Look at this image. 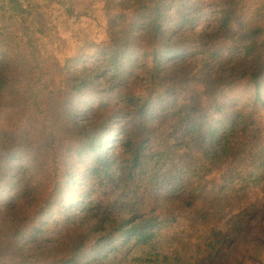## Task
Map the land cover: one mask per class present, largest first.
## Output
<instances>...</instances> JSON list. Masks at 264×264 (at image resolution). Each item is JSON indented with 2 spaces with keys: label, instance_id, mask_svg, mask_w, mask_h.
I'll use <instances>...</instances> for the list:
<instances>
[{
  "label": "trees",
  "instance_id": "trees-1",
  "mask_svg": "<svg viewBox=\"0 0 264 264\" xmlns=\"http://www.w3.org/2000/svg\"><path fill=\"white\" fill-rule=\"evenodd\" d=\"M7 7L0 264H264V0H127L87 53Z\"/></svg>",
  "mask_w": 264,
  "mask_h": 264
},
{
  "label": "rangeland",
  "instance_id": "rangeland-1",
  "mask_svg": "<svg viewBox=\"0 0 264 264\" xmlns=\"http://www.w3.org/2000/svg\"><path fill=\"white\" fill-rule=\"evenodd\" d=\"M24 7L27 9L26 12L32 11L30 15H27L26 13L24 16H26L28 20V24L33 28H37V11L44 13L46 17L52 16L54 18V23L56 25V32L55 36L60 38L61 40L69 39V45L67 46L64 44V42L59 43L60 48H64L65 52L71 53L73 51H77L81 49L85 53L89 52V50H92L93 48L90 47L89 44H85L84 41L86 39H90L88 36H92V38H98V37H105V27H107L110 23V16L114 18V15L118 14L117 12L120 10V4H124L127 0H91L92 4H95L94 10H97L94 12V16L91 18L84 17L85 21L90 20L91 22L86 23L85 21L83 23H72V20H76L75 17L68 18V15L66 11H63L65 8V5L62 3L65 0H20ZM8 0L5 1V4H3V1L0 0V30H3L2 28L6 27V31L15 33L21 32V24L20 19L18 17L16 18H9L10 15V9L7 7ZM206 7V13L211 10L210 4H207L208 1L205 2ZM34 4L40 5L38 9L34 6ZM82 5H78L77 8L81 7ZM72 7L75 8V4H72ZM98 8V9H96ZM112 18V19H113ZM67 20H70L71 28L74 31V34L70 29L67 28ZM115 20V19H114ZM218 26V20L214 19V16L210 13H208L204 19H201L196 23L194 27H191L190 30L194 29L197 32L201 31H211L213 28ZM5 30V29H4ZM190 33V32H188ZM191 34V33H190ZM78 40V41H76ZM39 46L40 50L43 56H47L49 52L52 49V45L50 42H48V39L45 37H40L39 39ZM62 82L58 81L57 83L53 84L51 87L54 90H59L62 87ZM239 96V91L237 89L232 90V96L231 99H236ZM62 99H64V96H61ZM239 98V97H238ZM99 99V98H98ZM97 99V100H98ZM91 101V100H88ZM61 107V104H59L58 108ZM86 106L84 105L81 109V112H84L86 110ZM86 114V111L85 113ZM110 143H113L111 141ZM109 154L111 153V149L108 148ZM238 158L234 160H227L223 164H226L227 162L236 163ZM221 168V166H220ZM221 173L220 169H216L213 174L209 175L208 181H215V177L218 178V175ZM209 193L212 192V190L208 191ZM218 199V198H217ZM221 201H224L222 198ZM264 227V225H263ZM244 248L242 247V250L238 256L240 258L243 256ZM246 258H248L246 256ZM242 264H253L252 261L246 260L245 262H242Z\"/></svg>",
  "mask_w": 264,
  "mask_h": 264
}]
</instances>
